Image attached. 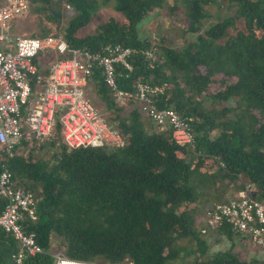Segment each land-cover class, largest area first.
<instances>
[{
	"label": "trees",
	"instance_id": "obj_1",
	"mask_svg": "<svg viewBox=\"0 0 264 264\" xmlns=\"http://www.w3.org/2000/svg\"><path fill=\"white\" fill-rule=\"evenodd\" d=\"M113 1L120 19L100 20L86 33L98 15L97 0H28L39 28L30 37L51 35L46 20L56 25L51 36L72 49L101 53L106 45L119 44L139 50L128 59L130 72L115 66L117 88L134 92L139 82L167 83L153 102L188 121L193 148L178 145L171 129H160L137 100H128L132 108L121 116L113 109L102 68L94 65L87 88L105 103L104 117L125 144L71 149L57 121L44 145L22 139L12 157L2 154L0 168L4 165L15 186L35 199L36 221L24 219L21 227L35 235L43 253L25 256L21 264H53V244L69 259L95 264H173L182 255L190 264H247L233 246L207 255L213 233L231 242L241 234L226 224L210 227L205 214L233 200L245 183L264 204V0H173L170 17L186 24L180 48L155 34H138L139 24L163 10L167 0ZM218 3L232 14L204 28L211 19L206 8ZM66 6L72 16L63 19ZM21 30L16 20L12 32ZM152 48L157 59L150 68L141 51ZM42 61H35L39 68ZM213 189L221 192L215 199ZM5 204L0 198V214ZM17 250L12 235L0 228V264H17Z\"/></svg>",
	"mask_w": 264,
	"mask_h": 264
},
{
	"label": "built area",
	"instance_id": "obj_2",
	"mask_svg": "<svg viewBox=\"0 0 264 264\" xmlns=\"http://www.w3.org/2000/svg\"><path fill=\"white\" fill-rule=\"evenodd\" d=\"M69 8V6H67ZM29 12L28 0H5L0 5V158L12 157L22 139H45L52 135L56 122L61 136L71 149L79 147L121 148L125 141L119 131L109 125L86 95L88 77L94 65L102 68L104 83L116 104L137 100L144 112L160 128L169 127L178 145L193 148V134L188 121L172 109H159L155 96L165 92L167 83L150 85L139 82L134 92L117 88L115 66L132 70L128 59L139 50L119 44L106 45L101 53L72 49L62 39L53 36L28 37L12 32L13 23ZM141 53L155 66V50ZM45 53L65 58L42 61ZM43 62V73L35 61ZM253 187L245 183L236 197L217 204L206 212L207 225L226 224L264 252V204L252 196ZM0 198L5 208L0 214V228L12 235L18 244L14 261L21 264L25 256L43 253L33 233L25 234L21 222L36 221L35 199L31 192L16 187L12 173L0 168ZM204 232V230L202 231ZM53 264H95L67 258L63 252L52 254Z\"/></svg>",
	"mask_w": 264,
	"mask_h": 264
},
{
	"label": "rangeland",
	"instance_id": "obj_3",
	"mask_svg": "<svg viewBox=\"0 0 264 264\" xmlns=\"http://www.w3.org/2000/svg\"><path fill=\"white\" fill-rule=\"evenodd\" d=\"M99 2V9L98 15L93 17L91 22L88 26L84 29V32L91 33L95 29L96 25L99 23L100 20H106L108 17H115L120 19V15L117 14L114 9V1L113 0H97ZM173 0H167V6L163 10H155L152 12L148 17H146L138 26V34L142 38H146L148 36H152L155 34L157 38L163 37L166 40V44L172 48H180L182 47L181 43V33L184 28H186V24L184 21H180L177 17H170L169 10L172 7ZM208 13L211 15V19L207 20L204 23V28L209 27L212 23H214L216 17H224L227 15L232 14L233 9H229L226 4L218 3L216 6H210L206 8ZM176 14H181L180 10L176 12ZM63 19L67 18L66 16H72L71 8L65 7L63 10ZM61 18V16H60ZM36 16L32 13H27L22 19L18 20L19 27L22 29L19 31V35L31 36L34 32L39 30L38 26L35 23ZM43 25L51 29V35L56 32V25L51 22H47L43 20ZM64 23V21L62 22ZM14 24V23H13ZM64 25V24H63ZM49 34V35H50ZM188 37H191L188 35ZM52 58L48 60L54 61L56 58H65L64 56H58L54 54H50ZM47 60V61H48ZM92 88V87H91ZM91 88H86V95L89 99H91L94 106L97 108L99 113L104 117L107 115L108 110L106 108L105 103L100 99L97 98L95 93L91 91ZM91 91V92H90ZM113 109L119 111L121 116H126L132 108V105L127 104H114ZM43 140L39 139V142ZM43 152H40L39 155ZM214 199L218 197L221 192L213 189ZM239 237V238H238ZM234 236L230 241L224 235H219L213 233L209 240H208V253L207 255H211L215 251H226L233 246L234 251L239 255V259L248 263L256 260L259 263L264 261V253L255 246L249 239L244 238L241 235ZM241 238V239H240ZM53 247V254L57 252H63V249H57L55 244L52 245ZM188 248V245L186 246ZM191 259L185 258L184 255L174 262L173 264H190Z\"/></svg>",
	"mask_w": 264,
	"mask_h": 264
},
{
	"label": "crops",
	"instance_id": "obj_4",
	"mask_svg": "<svg viewBox=\"0 0 264 264\" xmlns=\"http://www.w3.org/2000/svg\"><path fill=\"white\" fill-rule=\"evenodd\" d=\"M44 65H45V64H44V63H42V66L40 67V69H41V70H43V71H42L43 73H46V70H44V68H43V67H44Z\"/></svg>",
	"mask_w": 264,
	"mask_h": 264
},
{
	"label": "water",
	"instance_id": "obj_5",
	"mask_svg": "<svg viewBox=\"0 0 264 264\" xmlns=\"http://www.w3.org/2000/svg\"><path fill=\"white\" fill-rule=\"evenodd\" d=\"M56 17L57 18H60V14L59 13H56ZM13 262H14V260H13Z\"/></svg>",
	"mask_w": 264,
	"mask_h": 264
}]
</instances>
